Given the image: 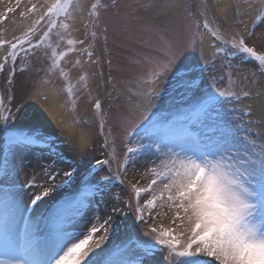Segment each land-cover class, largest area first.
Segmentation results:
<instances>
[{"label": "snow or ice", "instance_id": "obj_1", "mask_svg": "<svg viewBox=\"0 0 264 264\" xmlns=\"http://www.w3.org/2000/svg\"><path fill=\"white\" fill-rule=\"evenodd\" d=\"M250 7L255 6L256 14L241 33L235 28L227 33V38L217 30H213L212 23L207 18L208 6L204 2L199 16L192 12L191 5L185 4L188 11L186 19L188 40L181 46L177 42L165 37L162 57L147 56L150 66V83L161 82V77L167 81L171 74L172 80L187 91L200 87V77L193 70V65L199 64L195 57L184 56L195 51L197 41L201 44L205 30L212 38L218 41L211 45L216 49L212 56L214 67L215 59L223 61L222 67L227 65L233 68L232 59L238 55L241 63L246 58L258 62V69L264 75V51H257L249 46L246 37H251L255 27L264 25V0H243ZM17 7L20 0H16ZM96 5H93L92 15L98 19ZM113 7H118L113 2ZM147 7H151L148 5ZM73 8L72 0H53L50 4L39 5L32 3L22 16H34L35 20L28 24L26 30L12 39H0V48H7L3 63H0V72L8 73V83L13 84L17 74V66L25 57H35L37 50L44 49L47 41L58 26L67 30L72 18L70 9ZM9 13L14 9L9 8ZM240 5H237V15H243ZM63 17V19H61ZM203 17V19H201ZM7 19V16L4 17ZM236 24L244 21L235 20ZM107 32V28L104 29ZM61 40L64 36L57 33ZM95 35V33H93ZM105 44L107 37L105 36ZM68 45L76 41L68 39ZM79 43H84L80 41ZM59 45H57L58 47ZM51 47V45H49ZM74 49L69 48L68 51ZM105 51L107 49L105 48ZM48 56V52H43ZM67 55L60 52L51 54L52 64L50 68H59L61 58ZM93 53L88 52L91 60ZM184 60L181 61V57ZM191 61V62H189ZM93 63H100L97 57ZM139 63L140 61H135ZM111 65V60L108 61ZM208 64H205V68ZM237 68L239 65L236 66ZM174 69V71H173ZM21 76L28 71L19 68ZM47 75V73H46ZM102 75V73H101ZM255 76V73H252ZM223 77H221V80ZM247 80V77H242ZM228 83H232V72H228ZM255 84L256 81L254 80ZM20 90H23L21 81ZM73 87L67 88L71 104L75 105ZM147 104L140 113V118L135 121H124L131 126L125 129L128 143L123 163L118 164L112 176H104L95 185L86 186V190L76 199L77 211L84 206L85 199L99 193L107 192L114 181L121 185L124 183L122 176H126L129 166L135 167L137 160L145 155L158 154L166 158L170 163L161 165L160 170L152 167L145 175L150 174L151 180L145 187L131 185L135 194V212L141 222L155 220L161 213L157 209L167 208L174 210V214L183 225L185 221L195 224L189 241L181 244V240L174 235V229L163 228L162 225H149L147 234L152 237L154 243L139 244L142 255L136 256L131 249L118 248L105 254L104 250L96 252L101 242L106 238L113 217L124 215V209L119 204L111 206V213L103 221V227L93 226L84 238H77L74 233L67 230H57L46 236L37 235V227L32 220L24 215L26 207H21L16 193L9 187L0 189V252L6 257H12L17 253L23 255V259L8 258L0 260V264H144L145 259L153 256L160 249H167L168 258H180L178 264H264V136L256 133L255 137L244 124H260L264 121H246L236 123L235 120L225 119L226 115L240 111L243 116H251L248 109L227 108L226 105L241 102L245 97L252 95L251 91H244L242 95L236 91H227L217 85L216 78L212 79L209 90L201 92L199 98L186 106L185 111L173 120H165L152 111L153 100L161 96L154 88L144 92ZM257 95H260L258 92ZM14 100V98H13ZM96 115L101 117L100 130L104 128L105 113L99 100H95ZM73 111L75 108L73 107ZM26 108L21 100L13 103L9 108L3 97H0V124L4 126L6 140L14 154L20 147L39 145L49 147V138L37 135L36 132L16 131L11 127V121L23 117ZM7 113V114H5ZM75 123L87 125L90 120L75 118ZM83 131V129H82ZM244 133V135H241ZM143 135L149 143L133 145L132 139ZM115 143V141H113ZM172 145L178 146L181 151L173 152ZM105 147L108 144L105 143ZM153 149L156 150L153 153ZM165 149H169L165 151ZM17 159L23 167V157L17 155ZM89 171L94 172L95 166L101 168L107 166L111 170L109 159L96 160L95 165L87 161ZM13 169L6 160L4 167L0 168V181H6L12 176ZM72 173L64 172L65 177H71ZM34 174L30 181L25 182L32 192L29 202L36 205L41 202L52 190L56 176L48 173L45 183H37ZM150 194V198L141 203L142 194ZM120 200L119 196L115 198ZM125 206L133 208L131 200ZM73 202H69L71 206ZM155 213V215H154ZM175 223V221H173ZM103 231L99 239H94V234ZM180 235H183L181 233ZM78 242H74L77 241ZM70 245V246H69ZM194 247V250H192ZM178 248H184L179 251ZM211 258V259H209Z\"/></svg>", "mask_w": 264, "mask_h": 264}, {"label": "rangeland", "instance_id": "obj_2", "mask_svg": "<svg viewBox=\"0 0 264 264\" xmlns=\"http://www.w3.org/2000/svg\"><path fill=\"white\" fill-rule=\"evenodd\" d=\"M90 1H92V4L88 7ZM52 2V0H20V5L17 7L16 0H0V39L8 40V35L14 32L15 27L26 29L27 25L22 13L26 12V9L32 3H38L39 6ZM113 2L114 0H72L73 8L70 9L72 18L67 21L70 24L69 29L65 30L58 26L53 30L50 38L45 41L44 49L37 50L35 57L29 56L23 58L17 66L16 76H20V81H26L25 85H27L29 78L34 76V82L29 86L31 89L24 93L22 99L25 108L27 107L26 110L29 108L28 104L30 101L34 98V90L37 89L40 83H44L47 86L46 88H50L54 94L65 97V108L69 110L70 114L90 120L91 123L89 125L98 127V136L101 140L98 147L102 151L98 160L109 159L111 161V170L107 166L101 168L96 165V170L90 173L88 167L86 177L81 183V188L90 186L92 183L94 184V181L98 179L102 180L104 176L114 175L118 164L123 163L124 153L126 152L125 145L128 143L125 129L130 127L131 124L122 123L121 119L124 121L138 120L140 113L147 104V97L143 93L152 88L155 89V85L157 84L159 88L156 91L161 92V96L153 100V108L151 110L165 120L177 118L179 114L185 111L188 104L194 103L199 98L201 92L209 90L212 79L216 78L217 85L227 91H236L241 95L244 91H251L252 93L250 97L243 98L241 102L229 104L226 107L241 110L247 108L250 111L254 109V115L243 116L240 111H235L230 115H226L225 119L235 120L236 123L244 122L243 118L246 117L247 121H264V75L258 69V62L249 60L248 62L241 63L240 56L238 58H230L232 59L233 68L229 70L227 65L222 67L223 61L217 58L213 67L211 61L216 49L211 45L217 44L219 46V43L203 29H201L204 32L202 44L197 41L195 51H192L190 54L188 52L184 53V56L190 55L199 61V64L193 65V70L200 77V87L198 89L185 93V89L172 80L171 74L168 75L167 81L161 77V82L159 83L146 82L152 79L150 66L146 57L159 56L163 58L162 50L165 37L177 42L181 46L188 40L187 25L189 21L186 19L188 11L184 7L185 4L191 5L190 10L199 16L202 4L206 2L208 6L207 18L210 22L213 21V17L215 18L214 23H212L213 30H217L218 28L219 33L224 35L225 38H227L226 34L230 33L234 28L241 33L246 30L245 24L249 23L248 18L251 17L252 10L255 11L254 5L251 10L248 5L249 3H245L243 0H180V5L175 8L174 3L176 0H115L118 7H113ZM28 4L30 5L27 6ZM219 4H230V6L224 7V13L217 14L215 9ZM238 4L240 5V11L244 13L243 15H237ZM93 5L97 6L95 11L98 14V19L92 15ZM148 5H151V7H147ZM9 8L14 9V11L9 13L7 11ZM5 16H7V19H4ZM79 16L81 19L84 16L88 17L87 22L82 21V27L73 25ZM237 19L245 23L236 24L235 20ZM105 28H107V32L104 31ZM57 33L62 34L64 39L61 40ZM105 36L107 37L106 44ZM208 38L210 39V43L206 42ZM68 39H72L76 43L68 45ZM80 41H84V43L81 44L79 43ZM246 42L249 46L255 47L257 51H264V25L258 27L251 37H246ZM57 45L59 46L57 47ZM69 48L74 50L68 51ZM105 48L107 51H105ZM0 50H3L5 53L7 52V48H0ZM44 51H47L49 55L44 56ZM62 51L66 52L67 55L61 58L59 68H50L52 64L51 54L55 52L58 55ZM88 52L93 53L91 60L88 58ZM184 56L181 57V61L184 60ZM97 57L100 58V63H93L92 61H95ZM109 60H111V65L108 63ZM135 61L140 62L136 63ZM205 64H208L207 68H205ZM237 65H239L238 68L236 67ZM78 66H81V69L74 72ZM20 67L28 69L22 76L19 71ZM229 71L232 72L231 84L228 83ZM252 73H255V76ZM221 77H223L222 80ZM242 77H247L248 79L244 80ZM15 78H13L14 81ZM254 80L256 81L255 84L253 83ZM70 85L74 90V106L71 104L67 92V88ZM14 88L15 82L13 84L8 83V73L0 72V97L4 98L9 108L12 107ZM258 92L260 95H257ZM47 95L48 93L44 92L42 94L43 99ZM95 100L101 102V111L106 114L103 131L100 130L101 117L96 115ZM91 102H93V107L89 111L84 105ZM73 107L75 111H73ZM244 126L250 129L253 137H255L256 133L264 136V122L251 125L245 123ZM16 131L18 130L16 129ZM0 132L5 134L2 124H0ZM25 132L30 133L33 130ZM34 132L37 135L44 136V131L34 130ZM241 135H244V133H241ZM50 141L53 144H51V151L48 152V156L54 155L58 162L64 163L63 158H57L61 154H66L63 147H61L62 143L58 142V139H51ZM105 143L108 144V147L104 146ZM131 143L133 145L141 143L147 145L149 141L139 139L132 140ZM7 147L9 148L7 140H4V151L2 153L10 154L12 150L10 148L8 150ZM170 147L173 152L181 151L178 146L172 145ZM168 150L165 149V151ZM152 151L153 153L156 152L155 149ZM75 156H80L77 151H75ZM94 158L88 159V156H84L82 160L88 159L92 161ZM68 159L73 165L76 163L74 158ZM168 163L170 161L159 157L158 154L140 157L135 167L129 166L127 175L120 178L124 180V183L121 185L118 181H114L113 185L110 186V190L104 192V196L100 198L101 200L107 198L110 203L119 204L124 209V215H117L113 218H115L119 226V231L124 233L125 237L133 234L134 240L153 241L147 232L148 226L155 224L162 225L166 229H174L173 234L180 238L181 244H184V232L188 230L192 231L195 227L194 222L189 223L185 221L182 225L179 218L175 216L174 210H168L166 207L156 210L161 214L154 221L148 220L147 216L146 222H141L137 218L135 212L136 201L133 199L134 192L131 185L135 184L137 187H145L152 178L150 174L145 175V173L154 166L160 170L161 165H167ZM92 165H95V162ZM99 171L100 173H98ZM75 181L65 191L66 195L75 185ZM117 196L120 198L119 201L115 199ZM148 198H150V194L146 193L142 195L141 203ZM128 200L132 201V209H128L125 203H123ZM19 203L22 208L25 207L23 202L19 201ZM86 209L90 210L91 208L85 207L83 210L80 208L79 211H77L76 207L69 209L62 212L60 216L59 214L56 215L57 218L53 222L57 223L63 217L71 221ZM26 217H28V213ZM79 219L76 221V224L80 227L87 219L81 222ZM181 233L183 235H180ZM191 235L192 232L188 236L191 237ZM125 237L116 243V245L124 242L126 240ZM133 247L132 252L136 256L142 255V251L136 245ZM178 250L183 251L184 249L178 248ZM156 255L158 254H155V258L153 256L150 260L148 258L145 259L146 264L149 262L151 264L163 263V258H159ZM16 256H20V253L12 257H6L3 252H0V260L15 258ZM81 263L85 264L84 261H81Z\"/></svg>", "mask_w": 264, "mask_h": 264}, {"label": "bare ground", "instance_id": "obj_3", "mask_svg": "<svg viewBox=\"0 0 264 264\" xmlns=\"http://www.w3.org/2000/svg\"><path fill=\"white\" fill-rule=\"evenodd\" d=\"M91 2L92 1H90V3L88 4V7H90ZM30 4H28L27 6H29ZM179 5L180 0H176V2L174 3V8ZM226 5L227 4H219L215 9L217 14H221L224 7L230 6V4H228L227 6ZM250 8L252 10V6ZM252 12L254 11L252 10ZM253 14L254 13H252L250 16H252ZM34 20V16L25 17L26 25L32 23ZM250 20L251 17L248 18V21ZM82 21L87 22L88 17L84 16L83 19H81V17L79 16L75 20L73 25L82 27ZM258 27H261V25ZM25 30L26 29H22L21 27H15L14 32H12L11 35H8V40L12 39L14 36L21 35ZM206 42L210 43V39L208 38ZM5 55L6 53L3 50H0V63H3V57ZM80 69L81 66H78L74 70V72H77ZM20 80V76H16L13 103H19L23 99L24 93L27 90L31 89L29 88V86L33 84L34 76L29 78L27 85H25L26 81L23 82V85L25 86H23L22 91L20 90ZM46 87L47 86L44 83H40L37 86V89L34 90V98H32V100L28 104L29 108L26 110L24 116L19 117L18 119H13L11 121V127L14 130L17 129L18 131L23 132L30 130L44 131V136L52 134L54 137H56V139H58V142L62 143L61 147H63L66 154H61V156H58L57 158H63L64 163L61 161L58 162L54 155L48 156V147H41L39 145L20 147L16 154H14L13 151H11L10 154H2V151H4L3 141L4 139H6V137L0 135V166L3 163L4 157V159L8 161L9 167L13 169L12 176L6 181H2V184L5 185V187H9L12 192L16 193V198L18 199V201L25 204L27 211L24 213V215L26 216V214L28 213V218L32 220V222L38 229V236H46L51 234L52 232H56L57 230H67L74 234L76 233L75 236L82 239L85 235H87V233L93 226H98L101 228L103 227V221L110 214L111 206L113 204L110 203L107 198L101 200L100 198L94 199L92 197L91 199H94L95 202L93 204L90 203L89 207L91 209H86L85 212L78 216V218H80V222L87 219L80 227L76 224V221L78 220L75 219L71 221L68 219H63V224L60 222H53V213L51 214V206L54 204V207H56V203L62 200V197L66 195L65 191L72 186V183L74 182L73 180H76L75 185L71 188L70 191H72L75 186H77L86 177V173L88 171L87 169L89 167L87 163V161H89L88 159H92V157H95L91 161V164L100 159L99 157L101 156L102 151L98 147V144L101 141L98 136L99 130L98 127L94 125H80L75 123V118L77 117V115L70 114L69 110L65 108V97L54 94L50 88ZM158 88L159 85H155V90H157ZM44 92L48 93V95L43 99L42 94ZM84 106H86L89 111H91L93 102L88 103ZM251 113V115L255 114L254 109L251 111ZM243 119L244 122L247 121V117ZM7 149L9 150V148ZM75 151L79 153V157L75 156ZM4 154L7 156H4ZM17 155L23 157V167H21L20 162L17 159ZM84 156H88V159L82 160ZM68 158H74L76 163L73 165L72 163H70ZM65 171H69L72 173L70 178L64 176ZM48 173L56 176L55 184L53 185L52 190L49 192V194L44 197L41 202H38L36 205H32L29 202V199L32 196V192L36 191V189L30 190L27 186H25V182L30 181L31 177L35 174L38 178L37 183L43 184L47 179ZM99 181L100 179H98V181H96V183H94L93 185L97 184ZM75 198H71V200ZM119 230V226L116 223L115 218H113V222L109 226L108 234L106 238L101 242L100 248L96 249V252H100V250L103 249L104 253L108 254L118 247L123 246L125 242L129 244L128 241L134 238L133 234H129L125 237V234L120 232ZM191 232L192 231L190 230L184 232L185 235L183 236V240L185 246L191 238L188 236ZM101 235H103V231L95 233L94 239H99ZM124 237L126 240L124 242H121V244L119 243L116 245V243H118ZM74 242H78V240ZM128 249H131V245ZM192 250H194V247ZM156 256H158L159 258H163V263L161 264H177L178 261V258L176 257L168 258L166 260V257L168 256L167 249H164L162 254L158 253V255ZM16 258L20 259L24 257L16 256L15 259ZM150 258H148V260H150ZM148 264H151V262H149Z\"/></svg>", "mask_w": 264, "mask_h": 264}]
</instances>
